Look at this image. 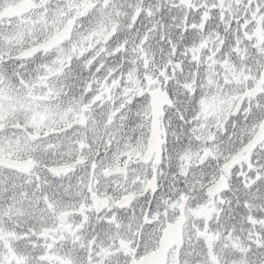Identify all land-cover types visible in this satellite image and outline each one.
Here are the masks:
<instances>
[{"label":"snow or ice","instance_id":"snow-or-ice-1","mask_svg":"<svg viewBox=\"0 0 264 264\" xmlns=\"http://www.w3.org/2000/svg\"><path fill=\"white\" fill-rule=\"evenodd\" d=\"M0 264H264V0H0Z\"/></svg>","mask_w":264,"mask_h":264}]
</instances>
